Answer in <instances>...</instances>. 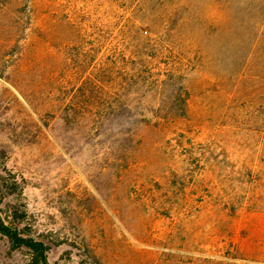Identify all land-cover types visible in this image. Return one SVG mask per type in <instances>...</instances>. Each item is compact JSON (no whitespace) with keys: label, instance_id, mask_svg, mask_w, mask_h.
Segmentation results:
<instances>
[{"label":"rangeland","instance_id":"rangeland-1","mask_svg":"<svg viewBox=\"0 0 264 264\" xmlns=\"http://www.w3.org/2000/svg\"><path fill=\"white\" fill-rule=\"evenodd\" d=\"M96 1L0 12V220L40 241L48 264H264V44L201 0L190 14L218 28L180 32L183 117L88 134L50 114L55 81L69 96L83 75L68 6L101 41L98 55L129 57L139 37L127 13L106 16ZM35 258L0 234V264Z\"/></svg>","mask_w":264,"mask_h":264},{"label":"trees","instance_id":"trees-1","mask_svg":"<svg viewBox=\"0 0 264 264\" xmlns=\"http://www.w3.org/2000/svg\"><path fill=\"white\" fill-rule=\"evenodd\" d=\"M65 1L74 6L78 0ZM215 1L219 9L229 11L232 33L238 34V27L247 32L255 31L251 46L257 49L263 46L264 0ZM13 3L22 4L29 10L31 0H0V12ZM200 3L201 0H97L94 4L101 6L106 16L116 10L127 13V21H131L135 28V37L139 36L129 57L115 52L98 55L101 51L95 50V45L101 46V41L89 33L91 25L77 20L74 17L77 13L68 6L72 15L66 19L70 36L66 43L75 47V54L80 56L73 59V64L80 66L83 75L78 80H70L73 90L69 96L62 93L66 81H55L56 94L51 98L55 112L50 114L66 126L82 122L88 134L98 131L102 137L127 123L132 124L136 132L142 128L157 130L164 121L172 122L183 117L187 97L182 95L186 93L181 83L182 63L187 58L189 61V57L180 52L183 42L180 32L185 27L198 26L204 37H209L218 28L214 18L200 19L190 14ZM218 8L215 9L219 12ZM81 12L85 15L92 13L89 9ZM139 14L149 17L144 19V15ZM170 29L172 33L169 34ZM86 40L87 47L84 45ZM260 106L264 107V103ZM0 234L14 246L31 248L37 264H48L44 245L24 237L12 223L0 220Z\"/></svg>","mask_w":264,"mask_h":264}]
</instances>
